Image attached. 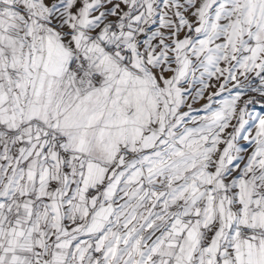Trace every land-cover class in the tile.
<instances>
[{
	"label": "snow or ice",
	"instance_id": "1",
	"mask_svg": "<svg viewBox=\"0 0 264 264\" xmlns=\"http://www.w3.org/2000/svg\"><path fill=\"white\" fill-rule=\"evenodd\" d=\"M0 264H264V0H0Z\"/></svg>",
	"mask_w": 264,
	"mask_h": 264
}]
</instances>
